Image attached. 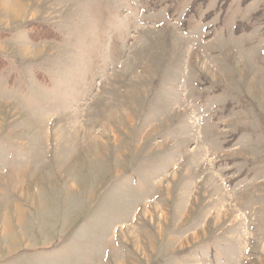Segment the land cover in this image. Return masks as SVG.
<instances>
[{"label": "rangeland", "instance_id": "obj_1", "mask_svg": "<svg viewBox=\"0 0 264 264\" xmlns=\"http://www.w3.org/2000/svg\"><path fill=\"white\" fill-rule=\"evenodd\" d=\"M0 264H264V0H0Z\"/></svg>", "mask_w": 264, "mask_h": 264}]
</instances>
